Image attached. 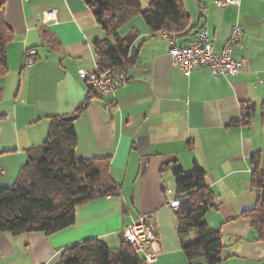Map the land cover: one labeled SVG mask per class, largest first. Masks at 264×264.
Here are the masks:
<instances>
[{
	"label": "crops",
	"instance_id": "1",
	"mask_svg": "<svg viewBox=\"0 0 264 264\" xmlns=\"http://www.w3.org/2000/svg\"><path fill=\"white\" fill-rule=\"evenodd\" d=\"M88 0H0L13 33L6 46L7 73L0 77V186H9L26 160V149L40 145L52 115H71L84 102L87 84L79 71H95L94 41L108 38ZM181 0L188 16L179 46L192 44L204 27L219 52L231 27L242 35L232 57L242 61L235 76L214 78L206 67L184 76L172 65L168 40L152 33L140 15L119 29L136 31L126 69L127 81L113 95L94 96L73 120L78 158L109 159L108 173L119 185L107 195L77 206L74 223L50 236L42 232L0 233V264H62L61 252L86 239L111 249L121 230L139 216L151 217L158 254L153 264H206L188 261L178 221L165 189L175 188L172 167L183 173L193 164L205 173L214 194L203 221L221 235V260L215 264H264V240L240 214L254 207L251 157L264 172V0ZM143 8L147 0H141ZM55 11L48 20L45 11ZM35 49L31 67L25 50ZM254 111L247 124L236 123L241 104ZM194 239L190 234L184 243Z\"/></svg>",
	"mask_w": 264,
	"mask_h": 264
},
{
	"label": "trees",
	"instance_id": "2",
	"mask_svg": "<svg viewBox=\"0 0 264 264\" xmlns=\"http://www.w3.org/2000/svg\"><path fill=\"white\" fill-rule=\"evenodd\" d=\"M87 4L108 36L93 43L97 73L112 67L126 71L132 63L135 54L131 55L130 48L138 33L120 35L119 29L134 16L140 15L152 33L166 31L178 36L189 24L181 0H147L146 8L141 0H88ZM12 39L13 33L5 23L0 5V77L7 73L6 46ZM87 88V96L75 114L85 110L91 98L98 96L88 85ZM253 111V104H241V116L236 123L247 124ZM64 116L48 117L44 141L26 149V160L14 181L9 186H0V233L42 232L50 236L74 223L77 206L119 193V185L108 173L107 157L76 156L73 121L65 120ZM250 161L253 166L250 182L257 197L254 207L240 215L250 220L257 239L264 240V172L258 169L257 153ZM171 170L176 177L175 193L186 196L175 212L186 259L190 262L201 257L206 264H215L221 260V235L203 221L214 200L212 190L205 183V173L195 163L188 173H183L177 164ZM190 234H194V239L184 243ZM60 255L62 264H145L122 241L119 247L111 249L98 239H86L68 246Z\"/></svg>",
	"mask_w": 264,
	"mask_h": 264
},
{
	"label": "built area",
	"instance_id": "3",
	"mask_svg": "<svg viewBox=\"0 0 264 264\" xmlns=\"http://www.w3.org/2000/svg\"><path fill=\"white\" fill-rule=\"evenodd\" d=\"M240 0L217 1L219 6L239 5ZM55 11H45L43 16L48 20L54 18ZM242 27L234 24L228 36L223 42L221 50L215 52L213 41L207 34L204 27L197 30L196 39L192 44L179 46L176 43L177 35L160 31V37L168 40L172 65L180 68L184 76H189L192 69L206 67L214 78L219 76L230 77L237 75L242 68V61L233 59L232 50L237 45L242 35ZM35 49L25 50V67H31L35 56ZM80 78L100 96L113 95L115 90L126 83L127 73L122 68L112 67L100 73L95 71H79ZM2 169L0 168V174ZM167 195H172L171 199L166 200V205L174 212L177 211L181 202L186 200V196L176 194L173 189H165ZM121 241L127 243L133 252L143 259L145 264H153L156 261L159 251L158 242L155 234L153 220L149 216H139L130 224L125 226L120 233Z\"/></svg>",
	"mask_w": 264,
	"mask_h": 264
},
{
	"label": "water",
	"instance_id": "4",
	"mask_svg": "<svg viewBox=\"0 0 264 264\" xmlns=\"http://www.w3.org/2000/svg\"><path fill=\"white\" fill-rule=\"evenodd\" d=\"M77 114L65 115L63 118L68 121H73L77 118Z\"/></svg>",
	"mask_w": 264,
	"mask_h": 264
}]
</instances>
